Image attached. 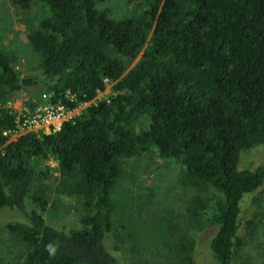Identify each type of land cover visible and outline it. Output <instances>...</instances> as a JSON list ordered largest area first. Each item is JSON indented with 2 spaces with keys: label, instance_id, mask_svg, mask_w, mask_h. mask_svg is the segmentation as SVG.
<instances>
[{
  "label": "trees",
  "instance_id": "obj_1",
  "mask_svg": "<svg viewBox=\"0 0 264 264\" xmlns=\"http://www.w3.org/2000/svg\"><path fill=\"white\" fill-rule=\"evenodd\" d=\"M10 1L43 12L29 36L41 55V79L20 78L0 54V212L19 220L16 236L29 249L22 264H120L105 246L120 160L149 148L178 161L187 185L220 194L212 204L193 198L188 212L214 210L210 253L217 264H231L241 202L264 183V166L238 170L241 152L264 144V0H145L119 21L97 9L104 0ZM107 82L114 84L109 100L58 132L10 143L3 135L16 130L5 109L11 94L40 87L71 111L90 104ZM48 158L57 162L63 192L82 200L80 229L53 228L27 208ZM175 248L173 264H195L192 244Z\"/></svg>",
  "mask_w": 264,
  "mask_h": 264
},
{
  "label": "rangeland",
  "instance_id": "obj_2",
  "mask_svg": "<svg viewBox=\"0 0 264 264\" xmlns=\"http://www.w3.org/2000/svg\"><path fill=\"white\" fill-rule=\"evenodd\" d=\"M143 1L104 0L97 9L119 21L136 14ZM42 18L39 7L25 10L14 6L10 0H0V54L20 78L34 81L42 78L41 55L29 42V36ZM113 86L107 82L104 92L90 104H81L69 111L72 119L84 114L90 105L109 100ZM44 94L40 87L13 93L5 109L15 117L21 116L41 105ZM48 101L64 106L61 100L54 103L52 96ZM28 133L17 128L9 143ZM262 166L264 144L241 152L239 171H255ZM39 169L46 178L34 181L27 208L40 212L45 223L53 228L67 232L80 229L85 215L82 200L63 192L57 162L48 158ZM184 174V167L178 161L160 158L153 148L140 157L120 160V178L112 195V230L105 238L106 248L120 264H173L172 250L176 252L179 244H192L195 264H217L210 253L211 240L218 231L212 221L214 210L201 211L194 217L188 208L193 198L208 199L212 204L221 196L210 186L198 189L187 185ZM36 198L44 202L43 210ZM17 222L19 220L10 212H0V264H22L29 252L16 236ZM238 226L240 244L232 252L231 264H264V183L242 200Z\"/></svg>",
  "mask_w": 264,
  "mask_h": 264
},
{
  "label": "built area",
  "instance_id": "obj_3",
  "mask_svg": "<svg viewBox=\"0 0 264 264\" xmlns=\"http://www.w3.org/2000/svg\"><path fill=\"white\" fill-rule=\"evenodd\" d=\"M51 96L44 94L42 96L43 103L38 105L34 110L25 111L21 116H17L16 129L29 131L37 135H50L58 132L63 123L72 120L71 114L64 106L52 104L48 100ZM70 101H74V96H68ZM88 105V104H85ZM16 133L4 132L3 135L8 137Z\"/></svg>",
  "mask_w": 264,
  "mask_h": 264
}]
</instances>
